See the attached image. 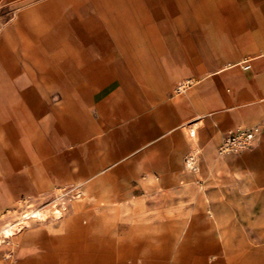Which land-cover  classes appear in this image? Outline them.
<instances>
[{"label": "rangeland", "instance_id": "1", "mask_svg": "<svg viewBox=\"0 0 264 264\" xmlns=\"http://www.w3.org/2000/svg\"><path fill=\"white\" fill-rule=\"evenodd\" d=\"M43 1L0 0V36L20 18L22 11ZM201 1V9L217 12L214 24L219 27L212 34L208 30L210 20L201 21L205 27L199 28L204 50L201 54L212 62L196 74L167 79L161 75L165 65L136 60L141 53L151 58L146 48L125 51L130 55L127 60L122 59L121 50L113 48L98 52L91 62L71 63L63 68L54 62L44 64L56 76L49 83L56 89L45 95L41 93L44 84L31 76L37 70L30 62L17 60L16 71L11 75L0 61V264H77V241L82 243L85 255L89 249L105 246L109 257L106 264H141L122 245L134 240H122L119 236L123 228L113 227L116 222L122 223L131 206L135 208L134 215L155 213L162 220L167 214L176 220L175 224L184 221L175 246L183 236L191 250H201L197 254L201 264H264V182H256L264 178V67L258 63H264V52L247 48L252 33L242 19V11L248 8V0H230L234 9L229 14L222 12V0ZM253 6L261 11L262 3ZM37 14H31L23 26L28 27ZM233 20L244 24L236 31L229 30L227 26ZM261 22L254 21V36L258 35ZM4 46L9 47L7 42ZM215 49L218 51L214 52ZM215 53L222 59L216 60ZM24 54L19 50V56ZM228 62L236 64L225 67ZM175 65L171 57L170 66ZM220 67L225 68L213 72ZM158 68L160 73L155 75ZM102 69H107L113 80L99 98V109L86 113L74 96V77ZM120 76H127V84H123L126 92L119 89ZM142 78L149 82L141 83ZM25 88L27 93L22 94ZM152 92L158 93L160 107L174 103L179 110L180 129L190 140L181 164L188 177L170 180L166 186H157V181H153L150 194L144 196L127 197L120 191L112 199L114 214L108 213L98 228L95 224L87 226L81 237L70 235V228L63 223L67 214L57 220L48 211L41 217L24 216L33 209L48 208L53 200L58 203L56 195L70 189L72 183H82L95 173L105 176L108 164H98L95 172L87 171L94 164L88 157L87 143L103 142L119 124L134 119V112L125 115L121 109L140 108L141 104L149 107ZM252 123L260 128L253 147L229 155L217 154L216 147L225 129ZM191 128L194 134L189 133ZM210 142L212 163L205 164L203 151ZM254 157H262L263 161L252 165ZM188 158L195 167L187 168ZM232 177L239 180L241 188L231 187ZM71 193L59 197L60 200ZM62 202L65 200L59 201ZM84 202L85 209H91L90 202ZM151 203L161 208L152 212L140 206ZM211 203H215L221 215V228L213 220ZM183 205H190V210L180 211ZM25 221L13 235L1 232L4 224Z\"/></svg>", "mask_w": 264, "mask_h": 264}, {"label": "crops", "instance_id": "2", "mask_svg": "<svg viewBox=\"0 0 264 264\" xmlns=\"http://www.w3.org/2000/svg\"><path fill=\"white\" fill-rule=\"evenodd\" d=\"M222 1V12L229 14L234 9L233 1ZM260 1L261 11L260 8L256 11L253 4ZM202 3L201 0H44L36 7L22 11L20 18L0 36V61L11 75L16 71L17 60L30 62L37 70L35 73L32 72L31 76L44 84L41 93L45 95L56 89V86L49 85L55 81L56 76L44 64L54 62L63 68L71 63L91 62L98 52L106 53L113 48L121 50L122 59L125 60L130 56L125 51L146 48L151 52V58L141 53L136 56V60L165 65L161 75L167 79L185 73L196 74L212 62L201 54L204 50L199 28L202 30L205 28L201 21L210 20V27H207L210 32L216 31L219 27L214 24L217 20L214 15L217 12L209 8L201 9ZM247 3L248 8L242 11V19L246 21L252 33L247 40V48L256 51L260 49L262 53L264 0H248ZM34 13H38L36 18L34 17L35 20H32L28 27H24L22 23ZM257 19H261L262 25L260 31H257L258 35L254 36V21ZM243 24L233 20L227 28L236 31ZM6 42L9 45L8 49L4 46ZM19 50L25 51V54L19 56ZM165 51H172L173 54L170 56ZM217 51L218 49H215L214 52ZM171 57L176 61L173 68L170 66ZM214 58L222 59L221 55L216 53ZM258 63L264 67L263 62ZM235 64L228 62L225 67ZM159 71L158 68L155 75H158ZM112 80L113 77L107 69L86 71L74 77L73 93L84 112L99 109V98ZM146 82L149 81L142 78L141 83ZM123 84H127V76L119 77V89L126 92L127 87H123ZM23 93H27V88L22 90ZM150 99L152 102L149 107H143L141 104L140 108H122V114L132 115L134 112L135 118L115 127L108 139H103V142L98 140L87 143L88 157L92 158L94 163L87 171L95 172L98 164H108V173L105 176L95 173L85 177L82 183H72L70 189L62 190L56 195L58 203L53 200L48 208L39 209V214L31 217H41L48 211L52 219L57 220L67 214L63 223L70 228V235L81 237L87 226L95 224L98 228L102 226L108 213L114 214L116 209L112 199L119 195L120 191L127 197L144 196L150 194L153 181H157V186H166L170 180L188 177L189 173L181 168V164L185 148L190 146V140L180 129L179 110L174 103H171L173 106L160 107L157 92H152ZM233 127L237 125L230 128ZM230 128L222 132L218 144L223 134ZM194 132L191 128L189 133ZM212 149L213 142H210L203 151L205 164L212 163ZM262 161V157H254L251 164L257 165ZM231 182L232 188H241L237 178L232 177ZM256 182H264V178H258ZM70 191L72 193L69 197L62 198L65 202L60 204L59 196H65ZM85 199L90 202L91 209H85L87 207ZM200 204L203 206V203ZM57 206H61L58 208L60 215L54 217L53 212L56 210L54 208ZM140 206H144V211L152 212L161 208V205L152 203ZM210 206L213 220L218 228H221L222 219L218 208L215 203H211ZM132 207L120 225H117L119 224L117 222L113 225L116 228H123L119 238L134 240L122 242L126 253L134 255L131 257L136 260H141V264H201L197 255L201 250L198 247L191 250L183 236L177 247L175 246L176 236L180 235L184 221L175 224L176 220L167 214L162 220L155 213L150 216L134 215L135 208ZM179 210L188 211L190 205H183ZM81 217L84 218L81 220ZM24 223L26 221L18 225L21 227ZM7 224L1 227V232ZM15 230L10 235H13ZM74 246L78 252L77 264H106V259L109 258L105 246L89 249L86 255L83 254L80 241Z\"/></svg>", "mask_w": 264, "mask_h": 264}, {"label": "built area", "instance_id": "3", "mask_svg": "<svg viewBox=\"0 0 264 264\" xmlns=\"http://www.w3.org/2000/svg\"><path fill=\"white\" fill-rule=\"evenodd\" d=\"M249 64L246 63V67ZM184 83L178 87L181 89ZM260 128L258 125L237 126L228 129L222 136L216 151L219 155H229L247 150L255 144Z\"/></svg>", "mask_w": 264, "mask_h": 264}, {"label": "bare ground", "instance_id": "4", "mask_svg": "<svg viewBox=\"0 0 264 264\" xmlns=\"http://www.w3.org/2000/svg\"><path fill=\"white\" fill-rule=\"evenodd\" d=\"M186 165L189 166V167H191V168L194 167V165L192 164V159L191 158H188L186 160ZM60 201H62V200H60ZM38 214H39V209H33V210L29 211L28 213L24 214V216L26 217L28 215V217H31L33 215H38ZM59 214L60 213H59L58 210H56L55 212H53L54 217L59 216ZM18 224H21V222L7 224V226L3 229L2 233L4 235H10V234H12L15 229H18L20 227Z\"/></svg>", "mask_w": 264, "mask_h": 264}]
</instances>
